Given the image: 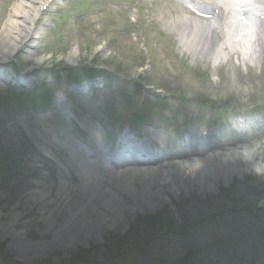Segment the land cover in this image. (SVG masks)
Instances as JSON below:
<instances>
[{
  "label": "rangeland",
  "instance_id": "1",
  "mask_svg": "<svg viewBox=\"0 0 264 264\" xmlns=\"http://www.w3.org/2000/svg\"><path fill=\"white\" fill-rule=\"evenodd\" d=\"M20 1L21 0H0V42L5 43L10 39L11 44H7L8 49L6 51L9 52L10 50H14L12 54L9 53L5 57H3V54L0 55V74H2L6 80H12L14 78L21 80L23 88L26 89L34 87L36 83L42 84L41 80L46 73V69L49 71L52 69V72L55 71L57 77H61L62 73L68 68H75L77 66L84 70L80 75L99 66L107 71L109 69L114 72H125L126 67L130 66L131 63L133 64L138 59L141 60V55L139 54L146 46L149 45L147 49L153 53L154 45L162 46L166 42L168 36H171L172 39L174 38L177 45L180 43L176 33L171 30L175 29V27L179 28L178 25L181 23L182 17L176 12V8L171 4V0H158L160 3H163L169 11L158 12L156 15H151V17L146 14L142 16L140 13L138 15L135 10L136 6L148 5L147 0H123V8L119 9V11L118 9L112 11L107 10L112 8L113 5L120 4L117 0H94L93 5L92 1L89 4L88 2L90 0H84L75 10V20L68 15V9L70 8L71 3L70 0H36L34 4L28 1H23L24 7L29 5L31 7L30 9L38 11V13L33 15L32 21L28 22V24H24L22 18L13 16V7L17 6ZM150 5H155V3H151ZM24 7L23 10L26 11ZM79 12H83V16L80 15L82 17H76V14ZM122 12L124 14H130L129 19L131 22L135 23L136 19L141 17L145 24L149 25L147 20L151 19V21L157 25V34H152L150 36L151 39L147 40L148 45L145 46L142 43L139 45L136 43L132 44L130 38L126 39L127 42H130V44H128L122 40L124 38L121 39L120 36H117L112 28L117 24L119 27L121 26V22L124 20V17L120 16ZM172 14L174 16H172ZM11 21L16 22L17 25L20 24L26 27V30L31 33L32 39L29 40V37L26 39L23 33L8 38L7 27ZM71 22L74 23L71 24ZM232 24L234 25V22ZM261 28V35L264 36V26H261ZM151 31L152 29L148 32ZM132 39L134 40V38ZM116 42L117 47L115 51L113 44ZM5 45L1 47L0 50L5 49ZM12 46L14 49H12ZM223 59L224 57L222 56L217 63L223 64V61H225L226 63H229V66L227 68V81L221 82L219 86L220 100L221 102H224L226 107H233L232 110L229 108L226 109L228 112H225L224 117H227L241 109L243 105L238 103L246 104L247 99L250 101L254 100L252 98H246L249 95L243 92L242 84L239 83V86L238 80H235L231 76L229 70L232 69L233 66L230 64V59ZM207 63L213 70L215 65L212 62ZM233 63H237L240 71L245 73V69L242 67V62L233 59ZM149 64H152V62H149ZM253 66L254 67L252 68H254L253 70L255 72L260 68L258 61H255ZM57 71H60V75L57 74ZM147 72L152 73L153 69L150 70L147 66L145 68H139L138 78L142 80ZM252 75L254 76L255 74L252 73ZM214 79L215 77L213 76V80ZM146 81L158 88L165 89V91L169 93L179 94L177 88L171 83L170 79L165 78L162 75H159L157 78L149 76ZM255 81L258 82L259 80ZM44 83L46 84V82ZM260 86L257 88H260ZM204 87L207 88L208 86L205 85ZM236 87H240V90H237ZM245 90H248V88L244 89V91ZM77 91L80 95L86 94L85 88H78ZM238 91L240 94H238ZM204 93L211 96V93L208 90H205ZM6 97H11V93L7 92ZM249 97H255V95ZM166 99L178 104V110H175V115L173 116L175 119L179 121L182 120V122L188 121L187 124L191 126L189 130L194 131L195 134L199 133L198 136H201V131L207 128L208 143L213 145L212 147L217 150L216 152L220 151V148L215 147L218 142L216 132L221 130L222 126L215 120L217 117L215 111H213V104H200L198 101L195 102L190 96L188 98L183 96H177L174 98L166 97ZM211 100L212 98L207 102H210ZM56 101L65 105L63 99L59 95H56ZM236 103L239 107L236 106ZM3 104H6L5 91L0 89V105ZM72 105V109L81 116V112L78 108L86 106V102L75 99ZM65 106L67 107V105ZM56 107L60 113L65 116L64 108L61 105H56ZM67 108L69 109V107ZM174 109V105H164L161 107L158 120L151 131L152 136L157 138L161 143L167 141V134L170 133V129L167 127L169 120L166 118L165 114ZM244 110H246V108H244ZM10 111H12V109L8 106L2 108L0 110V116H6ZM41 116L42 115L38 114H35V116L33 114L31 116L35 119L36 124L31 120L26 119L21 113H14V118L17 119L15 124L8 120L9 123L7 127H3L0 123V133H2L0 136V147H10L14 142L24 143L23 141L29 139V134L32 131L33 136L35 131L38 132L37 135L39 136L42 131L41 125H38L39 123L42 124L40 122ZM70 117H72L71 113L68 114L67 118L69 119ZM98 117H101L100 114H98ZM196 121L199 122L194 123ZM172 123L173 122L170 121V124ZM198 125H202V128ZM90 126L91 124H88L84 127L89 129ZM89 131L90 133H93L95 130L89 129ZM35 139H37V137ZM43 141L44 140L40 139L35 145L32 140V144L29 145L28 148L22 147L23 149L17 151L15 157L16 160L13 163L6 162L5 165L0 163V182L3 178L10 175L8 166H13V164L21 169L22 173L30 177L29 180L24 179L23 176L9 177L7 179V186L13 185V189H10L7 186L2 187V184H0L1 200L8 196H17V199L8 205H4L0 202V240L6 239V242H0V250L2 248L3 254L5 255L8 253L14 264H76L74 261H81V264H127L132 256L137 254L136 251L133 253L131 252L134 247L137 248L143 247L144 245H154L168 232H174L177 231V229H179L180 233L184 235L191 233L189 231L195 224H201L206 219L214 220L221 218V215H233L232 213L237 208H241L242 210V208L253 207V205L262 198V189L264 190V177L253 175L254 177L252 176V180H246L244 178L241 182L243 175L240 172H238V175H231L233 176L230 178L231 180L223 178L222 175L217 176L218 168L222 166L218 160L215 162H207L211 164L213 170L216 172V175H209L205 178V181L208 184L210 183V188H200L198 184L194 182L196 180L195 175L192 176L194 179L189 178L188 180H181L185 175H190L191 177L190 170L188 169L189 166L185 168V173L181 170L179 172L180 174L176 167L173 166L170 170L171 173H174V180L178 179L182 182H176L177 185H175V183L170 180L171 184L168 186L165 193L164 191H159L158 188L160 187L153 189L150 194L152 196L161 195L162 197L160 199L153 198V200L143 203L137 201L136 196H129L130 198L122 196L114 189L112 193L109 192V195H116L118 197V202L113 203L114 212L111 209H103L102 206H99V209L97 208V212L102 213L101 217L103 221H106V225L102 226L98 231L95 230L88 235H78V238L72 239L73 242L72 240L69 242L67 241V238H72L74 233L80 231L79 226L83 220H86V217L79 215L80 212L82 210L86 211L85 208L91 201H93V204L95 205L100 201V199L98 200L95 197L96 194H92L91 199L89 198V194H91L96 186L99 188L104 187L100 179L101 176H106L112 181L115 179V177H113L115 174L104 172V175L95 177L96 181L90 189L81 183V185L71 188L69 180L65 181L61 172L54 173L51 178L44 175L46 173L45 170L32 174L34 167V165H32L33 162L46 168L53 166L52 160L54 157L51 153L52 142L51 140ZM54 142L55 144H61L63 141L57 139V141ZM15 149L16 147H13V150ZM191 150H193V147ZM65 155L69 156V152H66ZM17 160H23L24 163L22 164ZM82 161L83 160L77 163L86 164L85 161ZM206 161L205 158L202 160V162ZM87 163L90 162L87 161ZM196 164L197 163L195 162V165ZM244 166L250 167V165ZM177 167L179 168V166ZM101 171L103 172V170ZM176 171L177 173H175ZM164 172L167 173V171ZM200 172L202 175H206L207 173L205 170ZM246 174L248 173L244 172V175ZM249 175H251V173H249ZM59 177H61V183H63L61 186L56 181ZM173 177L167 176L166 178L169 180ZM234 177H237L239 183L235 184L233 187ZM143 178L149 186L153 184L155 180L152 176L148 178L145 175ZM22 181L30 184L32 190L24 189V186L20 185ZM225 187L227 189H225ZM245 190L249 192V194L247 193L246 195L248 201L243 199L245 194L241 195ZM252 190L255 192H252ZM70 191L73 192L70 194L71 198L69 197ZM50 192H57V199H52L50 197ZM32 193H34L33 196L38 198V201L36 198L33 200V197L29 199V201H26V196L28 194L31 195ZM103 195L106 196L105 194ZM131 198L134 199V201H131ZM109 199H112V197H109ZM171 201L176 202L178 206H171L169 204ZM246 202H248L247 205H245ZM23 205L27 207L24 208ZM182 205L183 207H181ZM32 210L38 212L40 215L38 220L34 218V221L32 219L26 221L27 225L25 231H27L28 234V231L35 228L36 232L39 234L42 235L44 233V237H37L35 235L37 240L31 241L24 239V237L22 238V236L21 238L17 237L16 233L22 230L14 231L12 229L11 234L7 233V228L13 227L16 230L21 225V222H17L19 219H13L12 216L16 217L20 212L31 213ZM106 211L111 212V214L107 215ZM51 214L54 217H52ZM155 216H158L156 223L149 220V218ZM244 217L250 219L252 218V215L244 213L242 214V218ZM56 218H58L57 222L55 221ZM257 219L261 224L259 228L256 229H259L260 233L264 232V215L257 216ZM231 221L234 222V219H231ZM13 223L18 224V226L15 227ZM108 223L110 224L108 225ZM49 227L52 229L48 234L47 231L49 230ZM25 231L23 232L25 233ZM236 231V240L232 241L230 245H226L229 246L230 250L238 240H241L243 234V231L237 226ZM244 231L247 230L244 229ZM250 232L254 234L251 229ZM53 235L55 237H53ZM87 236H91L90 242L93 245L102 244L104 237H109L105 239L104 243L109 239L110 242H114V238L125 237L121 243H124L127 250H125V248L107 249L101 247L93 257H90L83 253L88 249V244L84 240ZM56 237L61 240L60 243L66 242L63 244L65 247L60 246L56 241H52L53 239L55 240ZM165 240L170 246L169 248H165L166 259L168 260L167 264H180L177 260L185 254L183 246L176 241L178 240L177 238L170 236L169 233ZM213 240L215 241V239ZM18 241L25 244L26 247L23 248ZM188 242L190 244V241ZM214 243L217 245L220 244L219 241H215ZM238 243L241 244V242ZM193 244L194 242H192V246ZM56 246L60 247L56 248ZM78 247L81 248V252L77 250ZM206 247L207 249L210 248V243H208ZM250 251H252V249H250ZM78 252L80 253L75 258L71 259L73 256L70 255ZM248 252L249 251L247 250V255ZM204 253L205 250L202 247L192 258L197 255V258H195L199 259ZM112 254L118 256L113 258ZM33 256H35V260L31 262Z\"/></svg>",
  "mask_w": 264,
  "mask_h": 264
},
{
  "label": "bare ground",
  "instance_id": "2",
  "mask_svg": "<svg viewBox=\"0 0 264 264\" xmlns=\"http://www.w3.org/2000/svg\"><path fill=\"white\" fill-rule=\"evenodd\" d=\"M23 1H28L34 4L36 0H21L18 4L19 6H16L13 8L14 17H17V18L20 17L23 19L24 24H28V22L32 21L33 15L35 13H38V11L36 10L34 11L30 9L31 7L29 5L25 7L26 11H24ZM183 23H187L190 26V30H185L186 33L184 34L185 36L183 37V41H184L183 47L184 48L193 47L196 43L197 46L196 45L195 46L197 48L202 50L206 56H210V58H212V60L215 61L216 59L219 58L220 55L218 53H216L215 55L211 54L210 44H211V47H217V50H219V48L221 49L222 47L226 49L225 45L228 44L232 52H235V53L238 52L240 56L244 59H249L251 62L256 61L257 59L259 61L260 59V54L262 53L260 51L261 45H264V42H263L264 36L261 35V32L256 31V32L249 33L248 32L249 30H247L246 27L245 28L242 27L241 29L236 28L234 30H230L227 33L228 35L219 37V33L223 30V25H218V29H216L215 27L218 33L214 34V31L210 29L206 23L198 22L188 17L182 18V24ZM8 32H9L7 35L8 38L13 37V35L18 36L20 33H23L26 39L28 37L29 38L31 37V33L26 30V27L20 24L17 25L16 22H13V21L10 22ZM7 44L9 45L11 44L10 39H8V41H6L5 43L0 42V48L5 45V49L0 50V55L3 54V57H5L9 53L12 54L14 51V50L12 51L10 50L9 52H7L6 51L8 49ZM250 46H252L253 49L257 48L258 51L252 50ZM12 49H14V47ZM208 52L210 53V55H208ZM223 163L227 165L226 167H224V169L227 171L231 170V168L238 169L239 167H242V165H249L248 163H245L244 161L238 163V160L235 154H233L232 156L224 155ZM205 165H206L205 162H198V166H196L197 169L194 170V166L191 163H189L188 169L190 170L189 172L191 174V177L190 175H185L183 176L181 180H188L189 178L194 179L192 176L195 175L196 180L194 182L198 184L200 188H210L209 186L210 183L208 184L205 181V178L209 175L214 176L213 172H215V170L206 168ZM178 166L180 167V164ZM221 169L222 168H220L219 171ZM181 170L183 171V173H185L184 172L185 168L180 167L179 172ZM202 170H205L207 172L206 175H202V173L200 172ZM84 172L86 174L84 175L83 183L85 182L88 183L90 180V176H89V173L87 172H89V170L84 169ZM149 173L153 174L154 176L157 175V177H154L155 180L153 184H151L150 186L147 184V182L143 180L144 179L143 176L147 175L148 178L151 176ZM233 173L235 172L229 171L228 175L233 174ZM113 174H115L113 176L115 177L113 181L115 182L114 185L116 186L114 188L118 189L122 196H126V197L136 196L137 197L136 200L139 202H143V203H146V201H149V200H153V198L160 199L162 197L161 195L152 196L150 194L152 190L155 189L156 187H160L158 188L159 191H164L165 193L168 186L171 184L170 180H172L173 183H175V185H177L178 182H182L181 180H178V179L174 180V177L172 179L167 180V178L164 177V173H162L160 170H149V171L130 170V171L117 172ZM127 175H128V178L133 179V181H130L128 183L127 179L125 178V176ZM95 191L97 193L96 194L94 192L96 194V198L98 200L100 199V201H98L97 205L93 204L94 202L91 201L88 204V206L85 208L86 211L82 210L80 212L79 215L86 217L85 218L86 220H83L81 225L79 226L80 231H78L77 233H74L72 238H67V241L71 242L72 239L78 238V235H81V234L88 235L89 233L95 230L98 231V229L106 225V221L102 220V217H101L102 213L97 212V208L99 206H102L103 209H111L114 212L113 203L116 202V199H109V197H113V196L109 195L107 192H105L106 196H104L102 191L99 190L98 188H95ZM131 201H134V199H132ZM73 202L75 203L74 200ZM106 214L110 215L111 212L106 211ZM110 223H108V225ZM90 239H91V236H87V238H84L87 244L90 245V248H92L93 244L90 242ZM54 241H56V243L59 244L60 246H64L63 244L66 243V242L60 243L61 240L57 239V237L55 238ZM21 246L23 247V245ZM77 250L81 251V248L78 247Z\"/></svg>",
  "mask_w": 264,
  "mask_h": 264
},
{
  "label": "clouds",
  "instance_id": "3",
  "mask_svg": "<svg viewBox=\"0 0 264 264\" xmlns=\"http://www.w3.org/2000/svg\"><path fill=\"white\" fill-rule=\"evenodd\" d=\"M241 157L245 163L251 165L250 173L257 177H264V139L245 146L241 150Z\"/></svg>",
  "mask_w": 264,
  "mask_h": 264
}]
</instances>
